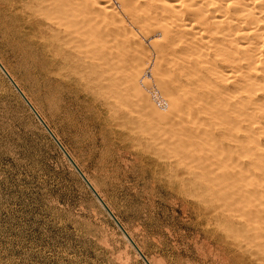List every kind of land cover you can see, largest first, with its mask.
Masks as SVG:
<instances>
[{"label":"bare ground","instance_id":"obj_1","mask_svg":"<svg viewBox=\"0 0 264 264\" xmlns=\"http://www.w3.org/2000/svg\"><path fill=\"white\" fill-rule=\"evenodd\" d=\"M0 18L92 154L102 145L121 157L163 155L195 184L200 216L217 217L229 253L221 258L264 264V225L249 204L264 207V192L217 173L235 153L248 161L238 165L249 185L264 182V0H0ZM108 158L104 170L121 179L120 161ZM240 252L248 256L237 260Z\"/></svg>","mask_w":264,"mask_h":264},{"label":"rangeland","instance_id":"obj_2","mask_svg":"<svg viewBox=\"0 0 264 264\" xmlns=\"http://www.w3.org/2000/svg\"><path fill=\"white\" fill-rule=\"evenodd\" d=\"M0 60L147 259L154 264L160 259L162 264H231L222 259L229 254L218 241L223 228L214 214L200 216L193 197L195 184L188 176L163 165V155L150 150L120 151L122 158L111 146L108 150L101 145L92 154L56 91L40 78L1 18ZM110 155L120 161L121 179L117 172L104 170L112 161ZM231 156V164L234 159L239 162L229 165L234 177L225 164L228 159L217 167L218 177L224 175L221 182L229 179L225 185H237L249 174L240 169H249L247 159ZM246 180L241 179L247 185L243 188L264 192L263 181L254 187ZM257 202H249L254 215L260 214L254 216V225H264L259 223L264 218L258 220L264 207ZM137 254L0 68V264H145ZM247 256L240 252L236 258Z\"/></svg>","mask_w":264,"mask_h":264},{"label":"water","instance_id":"obj_3","mask_svg":"<svg viewBox=\"0 0 264 264\" xmlns=\"http://www.w3.org/2000/svg\"><path fill=\"white\" fill-rule=\"evenodd\" d=\"M0 68L1 70L5 73V75L8 77V79L10 80V82L14 85V87L16 88V90L19 92V94L22 96V98L25 100V102L28 104V106L30 107V109L34 112V114L37 116V118L40 120V122L42 123V125L44 126V128L47 130V132L50 134V136L54 139V141L57 143V145L60 147V149L64 152V154L67 156V158L70 160V162L72 163V165L75 167V169L78 171V173L80 174V176L83 178V180L86 182V184L88 185V187L92 190V192L94 193V195L96 196V198L99 200V202L102 204V206L105 208V210L108 212V214L111 216V218L114 220V222L117 224V226L119 227V229L122 231V233L124 234V236L127 238V240L131 243V245L135 248V250L138 252V254L141 256V258L143 259V261L145 262V264H150L149 261L147 260L146 256L140 251V249L138 248L137 244L132 240V238L130 237V235L127 233V231L125 230V228L121 225V223L118 221V219L116 218V216L112 213V211L110 210V208L106 205V203L102 200V198L99 196V194L96 192V190L93 188V186L89 183V181L87 180V178L84 176V174L82 173V171L79 169V167L75 164V162L72 160V158L69 156V154L66 152V150L64 149L63 145L60 143V141L56 138V136L53 134L52 130L47 126V124L42 120V118L39 116V114L37 113V111L35 110V108L32 106V104L29 102V100L26 98V96L24 95V93L21 91V89L16 85V83L14 82V80L11 78V76L8 74V72L5 70V68L2 66V64L0 63Z\"/></svg>","mask_w":264,"mask_h":264}]
</instances>
